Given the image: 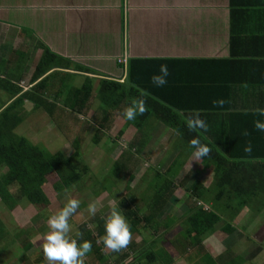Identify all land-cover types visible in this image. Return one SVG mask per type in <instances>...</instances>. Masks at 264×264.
Masks as SVG:
<instances>
[{
    "label": "crops",
    "instance_id": "obj_1",
    "mask_svg": "<svg viewBox=\"0 0 264 264\" xmlns=\"http://www.w3.org/2000/svg\"><path fill=\"white\" fill-rule=\"evenodd\" d=\"M13 5L18 7L13 13L6 10L7 8H0V64H2L0 112L16 97L19 98L23 93L31 91L38 81L54 70L62 72L65 76L52 79L50 84L54 83L58 86V82L63 81L68 86L70 80L67 77L72 76L80 77L83 81L85 78H92L93 87L96 88L102 77L75 71L73 64L69 69L54 68L39 80L31 82L34 68L46 49L121 83L127 77L129 59H214L228 57L230 52L229 0H0V6L12 8ZM248 20L250 22L245 24L247 22V16H245L244 25L245 29H248L239 36L242 38L240 50L264 52V14L249 16ZM15 52L18 56L15 54L13 56ZM118 60L122 65L118 63ZM253 72L264 77V61L243 66L238 76L241 87H233L231 93L232 110L244 112L264 110L261 107L264 103H260V90L257 87L259 85L255 84V87L246 89L243 85L244 80L250 81ZM6 80L10 84L19 86L20 91L17 96L11 97L4 90ZM50 97L45 94V100L49 103ZM62 97H59V101ZM43 107H37L29 99L24 98L21 104L11 108L8 116L17 123L15 133L18 134L16 130H21L18 126L26 122L25 116L36 109L40 110L37 117L49 118ZM67 110L70 114L69 109ZM58 112L61 110L55 108L52 115L56 116ZM215 115L216 113H213L214 118ZM77 117L83 116L77 114ZM118 117L123 126L115 137L108 139L109 142L105 146L108 149H106L107 152L112 151V162L109 159V164L105 162V165L99 168L98 165H93V162L84 159L88 163L91 174L96 175L97 172L103 174L101 178L104 179L102 183L105 184L104 192H108L110 187L117 185L113 179H107L110 177L108 170L128 144L115 152L116 143L122 140L127 128L133 129L130 132L132 136L129 141L136 139L137 142V130L119 115L115 117V120ZM45 121L47 123L49 119ZM214 126L220 127L216 119L213 126H206V140H213L211 135L214 139L219 138ZM26 127L29 138L24 136L33 145L39 146V142L32 141L33 136H30V133L34 131L28 125ZM46 129L50 134H56L51 129L57 132L54 126ZM94 129L95 126L91 124L86 134L92 133ZM26 130L21 131L27 133ZM120 132H122L121 136L118 135ZM43 136L45 137L39 134L35 138L39 137L38 140H40ZM142 136L137 143V147L142 150L139 155L141 162L136 167L134 176L129 179L130 182L132 181L130 190L123 188L125 193L120 196V201L124 199L141 214L148 215L152 211L153 199L157 193L164 192L163 196L166 195V198L164 203L161 202V208L152 220L154 229L146 228L150 233H143V235L130 233L128 244L123 249L124 253L127 252V259L123 264H139L142 258L140 254L144 251L148 254L149 249L155 253L153 256L156 261L152 264H264L263 195L255 197L250 205L242 210H234L238 204L229 197L228 190L217 199L219 188H216L213 169L211 167L210 171L208 166L203 167V157L196 158L195 150L188 151L187 159L179 171L181 173L172 178L165 176L166 180L168 178V181L172 182L171 185L169 182L166 183V188L165 183L154 186L156 193L149 201L139 202V204L136 202L135 197L139 199L137 188H142L143 179L147 181V175L153 174L149 171L151 168L156 170L161 162L162 171H159L163 173L167 167L175 164L165 156V153L177 145L176 141H181L172 129L157 121L149 123L148 131H143ZM67 140L64 138V142H70L71 147L76 142L78 147L73 149L77 148L80 153H83L78 139L68 138ZM184 145L186 149L191 150L189 144L184 143ZM97 159L100 162V156ZM207 164L211 165L210 162ZM91 195L96 197L100 194L91 193ZM154 204L160 207L158 200L154 201ZM199 209L206 213L212 211L219 216V220L213 225V231L197 239L196 232L189 233V225L186 221L192 210ZM109 211L110 209L105 207L104 214L107 216ZM94 216L103 220L105 218L98 214ZM89 221L85 223L91 227L92 224ZM143 236L146 238L145 246L138 249ZM133 243L135 250L131 251L129 246ZM100 254L107 258L108 263L117 264L111 257L114 254L112 250L103 247ZM92 255L94 254H86L82 258L83 264H90ZM92 260L96 261V264H101L98 258H92Z\"/></svg>",
    "mask_w": 264,
    "mask_h": 264
},
{
    "label": "trees",
    "instance_id": "obj_2",
    "mask_svg": "<svg viewBox=\"0 0 264 264\" xmlns=\"http://www.w3.org/2000/svg\"><path fill=\"white\" fill-rule=\"evenodd\" d=\"M255 14H264V0H229L230 52L228 57L129 59L127 77L122 83L46 49L34 68L31 82L39 80L54 68L69 69L72 64L75 71L98 75L102 78L98 81L96 91L92 78H85L79 87L69 91L63 81H59L58 86L49 83L54 78L65 76L62 72L54 70L38 81L31 91L23 93L19 98L16 97L0 112V202L2 205L9 212H13L18 206H30L36 210V215L32 217L33 223L36 224L37 220H40L39 224L46 222L50 216V213L46 211L50 200L44 188L47 184V176L51 173L56 175L57 180L51 184L50 188L56 193H62L78 186L85 176L91 174L88 163L82 159L79 149L74 148V153L66 157L61 151L51 152L33 145L24 135L15 133L17 123L8 114L11 108L21 104L24 98L29 99L37 107L44 106L51 120H55V116L52 115L55 108L67 114L69 109L71 113L86 117L88 123L95 126L93 143H98L101 137L111 130L113 119L117 115L123 117L122 110L130 101L142 97L144 113L132 121H126L135 125L137 129L143 127L147 120L161 122L177 134L181 145L179 141H176V144L182 148H185L184 143L191 146L190 142L193 139L199 140L208 149L207 155L202 157L207 158L214 167V181L216 188H219L217 199L228 190L229 197L238 204L234 210H241L258 195H263L264 200V132L254 127V122H264V115H261V111L232 110L233 107L230 104L233 87L241 85L238 76L243 66L264 61L262 51L240 50L242 38L239 36L248 29H245L244 25L245 16H247L245 23L247 24L250 22L248 17ZM120 62L118 63L122 65ZM161 64L167 65L169 75L167 84L157 88L150 83V76L158 72ZM4 82V90L11 97L17 96L20 91L19 86L10 84L8 80ZM255 84L259 85L257 87L260 90V103H264V77L253 72L250 81L244 80L243 85L246 89L255 87ZM45 94L47 97L51 96L50 103L45 100ZM61 96H63L62 100L59 101ZM91 100L99 103L98 108L93 112L90 108ZM261 107L264 108V105ZM213 113H216L215 118ZM215 119L220 126H214L219 138L214 139L211 135L213 140H206V126H213ZM200 121H203L204 127H199ZM190 124L196 126L190 127ZM56 125L62 134L67 135L65 138L74 139L68 137L69 129H62L59 124ZM121 134L122 132L118 135L121 136ZM137 143L136 139L129 142L110 166L108 174L113 180L127 177L131 179L134 176L135 169L141 162L139 155L142 150L137 147ZM73 144V147H78L76 142ZM246 147H250V151L246 152ZM194 150L191 146L189 151ZM186 157L183 158L185 161ZM175 167V164H171L164 170L166 177L175 175ZM161 174L160 171L156 172L157 179H161ZM168 180L167 178V184L170 182ZM163 194L164 192H159L154 199L152 198L154 201H159L160 207L155 206L153 201L152 211L148 215L141 214L124 199L119 202L121 214L130 226V233L143 235L146 228L154 229L152 220L161 208V202L166 198ZM203 214H205L204 217H202ZM218 220L219 216L212 211L206 213L199 209L192 210L186 222L189 225V233L196 232L195 238L199 239L200 236L213 231V225ZM71 221L72 216L69 217V223ZM89 223L92 224L91 227L87 223L77 225L76 234L79 233L80 236L77 238L75 234L71 238H76L77 244L82 240L90 241L92 248L88 253L94 254V258H98L101 264H112L100 254L104 245L97 241L104 234V220L95 216ZM43 227L44 225H41L38 230L43 232L46 229ZM228 228H230L229 225ZM11 230L0 220V259L6 251L11 252L10 248L16 244L15 253L17 254L14 256L17 257V261L22 264H47L43 262V251L40 249V252H35V243L31 241L33 235L30 237L29 234L31 229L20 227L13 233ZM189 239L191 240V236ZM145 241L146 238L143 236L138 249L145 246ZM123 249L113 251L115 255H111L117 264L126 262L127 252L124 253ZM129 249L135 250L134 243L129 246ZM147 252L148 254L146 251L140 254L142 258L139 264H152L156 261L155 253H152L150 249ZM31 258L33 260L29 262Z\"/></svg>",
    "mask_w": 264,
    "mask_h": 264
},
{
    "label": "rangeland",
    "instance_id": "obj_3",
    "mask_svg": "<svg viewBox=\"0 0 264 264\" xmlns=\"http://www.w3.org/2000/svg\"><path fill=\"white\" fill-rule=\"evenodd\" d=\"M15 7V8H13ZM0 8H7L6 10L10 11L11 13H13L14 11L16 12V9L18 8L17 6L13 5L12 8H8V7H3L0 6ZM7 11V12H8ZM18 56V53L15 52L13 53V56ZM12 56V57H13ZM11 57V56H10ZM1 66L2 64H0V70H1ZM68 80H70V82L68 83V86H66V89H69V91H72L73 88L79 87L84 81L82 78L80 77H72V76H68L67 77ZM94 86H96V84H94ZM96 91V88L94 89ZM2 98V97H1ZM91 111H95L98 106H97V101L96 100H91ZM38 111L40 110H35L32 111L33 113L31 114H27L26 117V122H24L23 124H20L18 127L21 130H26V126L28 125L29 127H31L30 129L33 130L34 132L30 133V136H33L32 141L34 142H39V146L43 147L47 150H50L52 152L55 151H61L62 153L66 154V156H70L72 153H74V149L73 147H71L69 145L70 142H64V138L67 137V135L65 136L64 134H62L60 132V130L57 128L56 124H59L62 129H69L70 132L68 134V137L70 138H74L75 140H79V146H80V150L84 153L82 154L83 159L88 160L89 162H93V165H98L97 167L102 168L103 165H105V162H107V164H109V159L112 162V151L107 152L106 151V144L109 142L108 139L110 138V140L115 137L119 131V129L123 126L122 122L120 121V118L118 117L116 120L115 118L113 119L112 122V130H110V132L101 137V139L99 140L98 143H92V136L91 134L94 133L93 132H89L88 134H86L87 128H89V126H91L90 123H87V118L86 117H81L78 118L77 115H69V114H65L66 112H58L57 115L55 116V120L49 119L48 117H37V115L39 114ZM68 112V110H67ZM61 113V114H59ZM59 114V115H58ZM72 114V113H70ZM117 114V112L115 113V115ZM120 114V112H119ZM45 119H49V121L46 123ZM55 122V124H54ZM151 122H155L154 120H147L145 121V123L143 124V127H140L139 129L136 128L135 125L131 124L136 130H137V141L139 142L140 139H142V135H143V131L146 132L148 131V126L149 123ZM45 123H46V127H45ZM54 126L57 130V132L54 129H51V126ZM46 128H50L51 131L55 132L56 134H50L49 131ZM19 129L16 130V132L18 134H22L25 135L29 138V134L26 130L27 133H24L23 131H21ZM133 129L131 128H127L124 137L122 138V140L118 141L116 143L117 145V150H115V152H118L119 150L123 149L127 143H129L130 141V136H132V133H130ZM123 132V131H122ZM129 133V136H127ZM45 135V137L43 136L40 140H38L37 137L35 138V136L37 135ZM91 136V138H90ZM109 136V137H108ZM68 138H65V140H67ZM68 141V140H67ZM86 141L88 143H86ZM177 146V147H176ZM108 150V149H107ZM189 149H185L180 147V145H174L170 150L166 151L165 156L167 158H169L170 160H172L176 167H175V176L178 175V173L181 169H182V164L184 163V157H186L187 153H188ZM100 156L101 160L99 162V160L97 159ZM105 156L107 157L105 159ZM105 159V160H104ZM207 163H209V160L207 158H203V167H207L210 169L211 171V167L214 170L213 165H208ZM211 164V163H210ZM162 163H159V167L155 170V169H150L149 171H151L153 174H151L150 176L147 175V181H145V179H143V185L141 186L142 188H137L139 189L137 192V195L139 197V199L137 197H135L136 202L139 204V202H143V201H149L152 197V195H154L156 193V191L154 190V186H158V185H162L164 183H166V179H165V174L162 173L161 174V179L158 180L157 176H156V172L157 171H162ZM146 171L148 172V169H146ZM98 174H90L88 176H85L83 178V180L81 181V183L76 186L71 188L68 191L62 192V193H56L52 188H50L51 184L53 182H55L57 180L56 175L54 173H51L47 176V184L45 185V192L47 197L50 200L49 205L46 208V211H48L51 214L55 213L56 211H58L60 208H62L64 206V204L67 202L68 199H77L80 201L79 206L77 207V209L75 210L74 213H72L70 216H72V221L69 223L70 225V231H69V236L73 237L76 234L77 231V225H80L82 223H85L88 220H92L95 216H89L88 214V210H87V206L89 203L95 201L97 204V212L96 214L100 215L101 217H106V215L104 214L105 211V207L107 208H111V206L113 204L117 205L118 207H120V205L118 204V201H120V196L122 194L125 193V191L123 190V188L130 190L131 185L129 181L130 178H122L119 180H114V182H117L116 186H112L110 187L108 192H104V185L102 184L104 179L102 180L101 176L103 175L102 173L97 172ZM173 175V174H172ZM172 175H170L168 178L172 177ZM108 180L112 179L111 177L107 178ZM96 180V181H94ZM127 180V181H126ZM121 182V183H120ZM187 182V181H186ZM185 182V183H186ZM93 183H96L95 185H92ZM120 183V185H118ZM92 185V186H91ZM198 184H196L197 186ZM194 186V187H196ZM136 187V186H135ZM215 192V191H214ZM91 193H99L100 195L94 197L91 195ZM210 194L212 195V192L210 191ZM220 201V200H219ZM250 205L247 204L246 206H244L242 209L248 207ZM216 206H218L216 204ZM215 206V207H216ZM250 209H252L251 207H249ZM218 211V208H215ZM241 209V210H242ZM121 212V210H120ZM36 215V210L35 208L32 207H17L13 212H9L8 210H6V208L2 205V203L0 202V220L5 224V226L11 230V232L13 233L14 230L19 229L20 227L22 228H29L31 229L30 237L33 235V238L31 239V241H33L35 243L34 248L36 249V253L40 252V249L42 250V243H43V235L48 231V225H47V221L42 222V223H38L40 220H37L38 222H36V224L33 223L32 217H34ZM233 216V214H232ZM264 218V216H263ZM231 220V218L229 219ZM153 222V221H152ZM41 225H44L43 228H46L45 230H41V232L38 230L40 228ZM188 225V224H187ZM35 227V228H34ZM45 231V233H44ZM36 233V234H35ZM144 233H150L149 230H145ZM35 236V238H34ZM36 242H35V241ZM16 248L17 245L15 244L14 246H12L10 248L11 252L6 251L5 253H3L1 259H0V264H22L20 261H17V257L15 253L16 252ZM15 253V254H13ZM15 255V256H14ZM162 255L159 257V259L161 260ZM91 260H90V264H96V261H93L92 258H94V255L90 256ZM2 260V261H1ZM32 258L29 260V262H32ZM5 262V263H3ZM43 262L47 263V260L45 259L44 255H43Z\"/></svg>",
    "mask_w": 264,
    "mask_h": 264
},
{
    "label": "clouds",
    "instance_id": "obj_4",
    "mask_svg": "<svg viewBox=\"0 0 264 264\" xmlns=\"http://www.w3.org/2000/svg\"><path fill=\"white\" fill-rule=\"evenodd\" d=\"M168 75L167 65L161 64L158 72L150 76V83L157 88L163 87L167 84ZM144 111V99L142 97L134 98L122 110V116L125 120L132 121L138 115H142ZM261 115H264V110L261 111ZM189 126L196 125L190 124ZM204 126L203 121H200L199 127ZM254 127L264 132V122L256 121ZM190 143L195 149L194 156L196 158L207 155L208 149L199 140L193 139ZM245 151H250V147H246ZM79 204L80 201L77 199H68L62 208L48 217V231L43 235L42 243V251L48 264H83L82 258L91 251L92 243L90 241L82 240L77 244V239L69 236V217ZM87 210L89 216H94L97 212L96 202L89 203ZM103 227L104 234L98 242H102L105 248L119 251L128 244L130 226L117 205L111 206L108 215L104 218ZM79 236L80 234L77 233L76 237Z\"/></svg>",
    "mask_w": 264,
    "mask_h": 264
},
{
    "label": "built area",
    "instance_id": "obj_5",
    "mask_svg": "<svg viewBox=\"0 0 264 264\" xmlns=\"http://www.w3.org/2000/svg\"><path fill=\"white\" fill-rule=\"evenodd\" d=\"M122 62H124V60H122ZM206 209V208H205Z\"/></svg>",
    "mask_w": 264,
    "mask_h": 264
}]
</instances>
